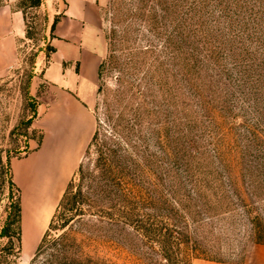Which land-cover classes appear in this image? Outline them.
Returning a JSON list of instances; mask_svg holds the SVG:
<instances>
[{
    "label": "rangeland",
    "instance_id": "374dc122",
    "mask_svg": "<svg viewBox=\"0 0 264 264\" xmlns=\"http://www.w3.org/2000/svg\"><path fill=\"white\" fill-rule=\"evenodd\" d=\"M174 1L177 0H173V4ZM0 2L3 4L4 0ZM98 3L100 7L98 51L102 54L101 62L107 60L109 62L105 63L102 70L98 85V89L101 87V90H98L96 102L92 106L95 122L93 134L100 125L101 138L112 146L114 137L109 131L115 126L134 149H139L140 154L148 153L146 159H150L154 152L161 154L163 162L148 165L162 168L163 171L157 181L161 185L160 190L163 191L168 186L166 184L178 180L176 174L178 169L181 173L185 167L182 158L183 132L186 131L184 126L198 128L196 135L204 146L208 143L206 138L209 132L208 126L216 127L213 132L215 140L223 138L227 141L229 138H224V135L220 138V132L222 126L227 127L226 121L232 119L227 118L225 123L219 119L212 122L209 120L212 117L200 107L196 108L198 112L195 115L192 112L194 109L185 115V103L192 104L193 101L189 98L185 99L183 95L181 30L177 23L170 22L172 12L169 10L171 16L167 14L164 3H161L162 11L158 10L160 15H157V20L153 16L146 22L133 15L138 12L136 9L138 0H98ZM44 15L42 8L38 11L29 10V20L35 21L34 38L20 42L15 64L0 78V233L8 223L11 203L15 201V195H18L17 189L11 186V180L20 189L24 217V221L21 217V234H18L13 218L8 236L0 235V264H248L247 255L257 244L260 227L248 218L242 200L234 193L235 183L228 182L224 176L220 180H224V189L230 191L231 196L224 204L215 205L214 198L213 203L185 198V204L180 207L172 197L166 196L165 193L168 191L160 192L163 198L140 203L145 214L143 219L147 229L146 236L122 222L86 215L76 220L73 227L71 224L70 228H67V235L70 236L67 246L58 241L35 257L55 209L75 174L66 179L63 186L61 184L58 187L57 195L54 191L52 196L50 195L52 189L46 190L45 193L44 186L33 182L30 188L36 186L30 201L28 196L24 201L22 188L16 183L12 168V161L25 158L28 153L24 152L29 151L30 144L35 145L42 138L37 120L51 99L43 79L36 78L42 71V67L38 69L37 66L38 57L32 59L34 53L53 37L52 24L45 23ZM119 17L123 19L122 24L116 20ZM172 19L175 20L174 17ZM163 24L166 26L160 31H155ZM129 25L136 27L141 25L140 32ZM126 26H128L127 30L132 29V42L119 40L121 35H126V32L124 33ZM113 30H117V34L113 33ZM147 45L154 52L143 56L139 53V48ZM133 50L135 59L129 54ZM110 52L116 57L115 59L110 60ZM32 65H35L34 69ZM32 71L35 72V76L30 93L37 96L39 105L38 114L32 125L28 127L26 123L34 115L33 103H36V98L35 102H31L28 97L27 77ZM34 79L40 85V87L37 85L36 89L33 88ZM138 91H142L143 94H139ZM243 107L246 111L240 108L234 110L237 121L241 122L237 126L239 136L234 144L238 145L240 148L238 150H249L248 153L256 156L258 150L262 148H259V140L254 138V133L260 135L258 129H254L256 123L254 107L250 101H247ZM242 123L252 128L250 133L240 126ZM261 123L264 135V116ZM101 142L103 141L100 140ZM98 147H91L90 152L87 153V146L79 163L86 166L88 173L93 172L99 162ZM259 163L261 164V161ZM50 172L52 173L53 169ZM171 173L175 175L172 177ZM44 178L41 176V179ZM246 187L248 186L245 185V189ZM98 190L95 188V191ZM12 191L14 199H10ZM98 193L100 198L97 203L100 200L103 202L104 198L102 194L100 195V190ZM41 200L53 206L44 226V219L49 211L43 212L44 210L38 207ZM250 202L252 207L257 209L252 213L260 215L261 226L264 227V192ZM108 203L104 204V207L110 205ZM173 207H178V211ZM29 208L34 213L41 210L38 213L40 218L32 220ZM184 222L188 224L190 233V242H187L189 247L184 245L179 247L176 243H162L160 233L164 231L165 223H171L174 228L175 226L182 228ZM32 230L38 232L36 237L29 233ZM169 247H172L170 248L172 251L169 250L168 253L166 249ZM89 260L93 262L89 263Z\"/></svg>",
    "mask_w": 264,
    "mask_h": 264
},
{
    "label": "trees",
    "instance_id": "16d2710c",
    "mask_svg": "<svg viewBox=\"0 0 264 264\" xmlns=\"http://www.w3.org/2000/svg\"><path fill=\"white\" fill-rule=\"evenodd\" d=\"M172 1L138 0V6H136L138 12L133 15H137L145 22L153 16L157 20L158 10L163 9L161 3L165 4L168 15L172 12L170 16L175 20L171 18L170 22L177 23L181 30L183 95L185 99L189 98L193 101L192 104L185 103V115H188L192 109L195 115L198 112L196 108L200 107L212 117H208L212 122L219 119L225 123L227 118L232 119L226 121L227 127L222 126V132H220V138L224 135V138L229 139L227 141L223 138L215 140L213 132L216 127L208 126L209 132L206 135L208 143L202 146L196 135L198 128L184 126L186 131L183 132L182 158L185 167L181 173L178 169L176 173L178 180L166 184L168 186L162 191L157 181L159 174L163 171L162 168L148 165L163 162L161 154L154 152L150 159H146L148 153L140 154L139 149H134L115 126L109 131L114 137L112 148L108 141L101 138L100 125H98L88 145L87 153L90 152L91 147L99 146L97 150L99 162L95 170L89 173L86 166L79 165L55 209L35 257L58 241L67 246L70 240L67 230L71 224L73 227L76 220L86 215L122 222L146 236L145 230L147 232V229L143 219L145 214L140 203L163 198L160 192L168 191L165 193L166 196L172 197L180 207L185 204V198L203 200L207 203H213L214 198L215 205L224 204L231 196L230 191L224 189L225 182L220 180L222 176L228 182L235 183L234 193L242 200L248 218L260 227L257 244H264V227L261 226L260 215L252 213L257 209L252 207L250 202L264 192V135L261 123L262 116H264V0H177L174 4ZM44 3L45 0H20L16 5L24 13L29 40L34 38L33 30L35 29V21L29 20V10L38 11ZM59 18L58 15L52 24L53 32ZM116 20L119 23L123 21L121 17ZM44 21L47 24V14L44 15ZM163 26L166 25H160L155 31H160ZM132 27L140 32L141 25ZM127 28L128 26L124 28L126 35H121L119 38L122 42L133 41L132 29L127 30ZM117 32L113 30V33L117 34ZM116 34L114 35L117 36ZM148 46L139 48V53L147 56L154 52ZM41 52L46 53L45 69L51 62V55L55 52V48L50 41H46V45L40 47L32 59H36ZM129 54L135 59L134 50ZM109 57L110 60L116 58L111 55V52ZM106 62L102 61L100 64L99 80ZM34 66L32 65L33 69ZM34 76L35 72L32 71L27 77L28 97L31 102H35L36 98V103H33L34 115L26 123L28 127L32 125L38 114L37 96L30 93ZM98 90L100 91L101 87ZM138 93L143 94L142 91ZM247 101H250L254 107L253 112L256 117L254 129L257 128L260 132V135L254 133V138H257L255 140H259V148H262L258 150L256 156L248 153L249 150H238L240 148L234 144L239 136L237 126L241 123L237 121L234 110L244 109L243 106ZM185 122L190 124L187 120ZM240 126L247 129L248 133L252 130L245 123ZM100 140L103 142L100 143ZM28 150L24 153L29 154L31 149ZM174 175L170 174L172 177ZM10 183L13 188L17 189L18 195H15V201L11 203L8 223L3 227L1 236H8L13 218L17 232L21 234L20 189L13 180ZM245 185L248 186L246 189ZM95 188L100 190V195L102 194L104 198L103 202L100 200L97 203L100 197L97 195L99 190L95 191ZM10 199H14L13 191L10 193ZM106 203L110 205L104 207ZM173 208L176 211L179 209L178 207ZM165 224L164 231L160 233L162 243H176L179 247L182 245L189 247L187 242H190V233L186 222L182 228L177 226L174 228L171 223ZM170 248L172 247L164 251L169 253L172 251ZM91 262L93 261L89 260V263Z\"/></svg>",
    "mask_w": 264,
    "mask_h": 264
},
{
    "label": "crops",
    "instance_id": "0c3cea01",
    "mask_svg": "<svg viewBox=\"0 0 264 264\" xmlns=\"http://www.w3.org/2000/svg\"><path fill=\"white\" fill-rule=\"evenodd\" d=\"M19 1L6 0L0 5V78L13 67L19 44L27 39L24 13L16 7ZM42 9L48 16L47 24H53L58 15L60 18L50 39L55 48L50 64L44 69L45 52H41L37 60L38 69L42 67V71L36 78L43 79L51 96L37 120L42 138L35 145L30 144L31 152L25 158L12 161L14 178L22 188L24 201L26 196L30 201L36 186L30 188L33 182L44 186V192L50 191L56 184L63 186L79 167L94 131L92 106L97 98L102 57L98 51V0H45ZM37 85L40 87L34 79L33 88ZM22 204L23 200L21 207ZM29 211L32 220L37 219L30 208ZM29 233L34 237L38 234L35 230ZM247 262L264 264V244L251 248Z\"/></svg>",
    "mask_w": 264,
    "mask_h": 264
},
{
    "label": "bare ground",
    "instance_id": "6f19581e",
    "mask_svg": "<svg viewBox=\"0 0 264 264\" xmlns=\"http://www.w3.org/2000/svg\"><path fill=\"white\" fill-rule=\"evenodd\" d=\"M58 187H59V185H55L54 186V188L52 189V191H51V196L54 194V191H55V194H57V190H59L58 189ZM30 205V204H29ZM38 207L40 208H42V210H44L43 212H48L49 210H50V205L49 204H46V203H44V200H41L40 202H39V205H38ZM41 211V210H40ZM40 211H38L37 213H34L33 212V215H35V216H37V218H40L39 216H38V213L40 212Z\"/></svg>",
    "mask_w": 264,
    "mask_h": 264
}]
</instances>
